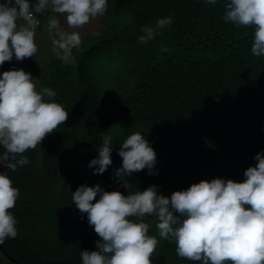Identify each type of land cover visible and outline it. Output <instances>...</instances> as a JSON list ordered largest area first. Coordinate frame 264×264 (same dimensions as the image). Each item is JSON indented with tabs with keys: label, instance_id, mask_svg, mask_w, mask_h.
Segmentation results:
<instances>
[{
	"label": "trees",
	"instance_id": "obj_1",
	"mask_svg": "<svg viewBox=\"0 0 264 264\" xmlns=\"http://www.w3.org/2000/svg\"><path fill=\"white\" fill-rule=\"evenodd\" d=\"M223 14V0H108L109 25L88 36L92 48L74 50L63 66L54 53L39 68L38 90L53 89L68 116L22 154L28 164L7 170L20 193L9 209L17 235L2 243L8 254L25 264H81L80 251L95 246L88 232L100 239L71 199L81 184L124 195L156 185L169 196L201 179H245L264 149V56L250 51L253 28ZM50 15L40 18L39 34H48ZM169 15L170 25L138 43L142 25ZM126 24L129 30L118 29ZM135 131L156 153V174L116 176L118 149ZM104 135L112 137V164L94 174L88 163ZM175 247L160 238L152 264H201Z\"/></svg>",
	"mask_w": 264,
	"mask_h": 264
},
{
	"label": "clouds",
	"instance_id": "obj_2",
	"mask_svg": "<svg viewBox=\"0 0 264 264\" xmlns=\"http://www.w3.org/2000/svg\"><path fill=\"white\" fill-rule=\"evenodd\" d=\"M216 2L204 0L205 4ZM107 5L108 0H0V167L6 169L0 171V264H25L2 244L17 235L16 219L9 209L20 194L7 170L28 164L22 154L40 144L68 116L53 99V89L38 90L39 68L54 53L61 61L71 62L74 48L83 42L78 29L102 16ZM223 8L224 21L253 28L250 51L264 56V0H223ZM49 12L55 14L47 19L51 49L40 42L37 31L40 18ZM171 23L169 15L154 25H142L138 43L152 40ZM29 69L36 73L34 81L26 72ZM102 139L97 155L88 163L90 168L96 166L94 174H102L112 164V137ZM118 154L122 166L116 176L145 168L156 174V153L142 132L127 135ZM254 159L255 165L244 170L242 181L201 179L169 196L159 193L156 185L127 195L106 191L98 183L79 185L71 199L100 237L88 232L95 246L80 251L81 264H152L158 239L149 234L150 227L159 238L173 241L182 258L201 264H264V149ZM98 193L99 199L93 202Z\"/></svg>",
	"mask_w": 264,
	"mask_h": 264
},
{
	"label": "rangeland",
	"instance_id": "obj_3",
	"mask_svg": "<svg viewBox=\"0 0 264 264\" xmlns=\"http://www.w3.org/2000/svg\"><path fill=\"white\" fill-rule=\"evenodd\" d=\"M105 13L102 15V16H98L94 19H91L87 24H85L82 28L78 29V31L80 32L81 34V41L85 42V45L83 46L82 43H80L79 47L78 48H74V49H77L78 51L79 50H84V49H87V48H92V46L94 45V41H90V39L88 37H85V36H88L89 33L91 32H100L102 30H104L108 25L109 23L105 21ZM59 20L60 22L63 24L64 23V17L61 15L59 17ZM130 26L128 24L126 25H121L119 26V30L122 31V30H129ZM42 31H40V34H39V40L42 39V42L45 44V46H48V48L51 49V40H50V36H49V33L48 34H41ZM93 35H98V33H95ZM58 59V58H57ZM58 63L63 66V65H69V62L68 63H65L63 61H61L60 59H58ZM117 72H118V69L116 68ZM26 72H29L31 73V76H32V79L33 81L36 79V73L34 71H32L31 69L27 70ZM118 94V91L117 90H114L113 92V96H116ZM128 185L126 183L124 184H121V185H118V189H122L124 187H127ZM170 192V194L172 193V191H174V189H171V190H168ZM145 220H147V218H145ZM149 234L150 235H157V239H158V243H159V237H158V233H157V230H154L152 229V227L149 228ZM158 245V244H157ZM157 247V246H156ZM153 255V254H152ZM152 257V256H151Z\"/></svg>",
	"mask_w": 264,
	"mask_h": 264
},
{
	"label": "water",
	"instance_id": "obj_4",
	"mask_svg": "<svg viewBox=\"0 0 264 264\" xmlns=\"http://www.w3.org/2000/svg\"><path fill=\"white\" fill-rule=\"evenodd\" d=\"M4 170H6V169H5V166L2 165V166L0 167V171H4ZM4 253L6 254V252H4ZM6 255H7V254H6ZM7 257H9L10 259H12V258H11L10 256H8V255H7Z\"/></svg>",
	"mask_w": 264,
	"mask_h": 264
}]
</instances>
